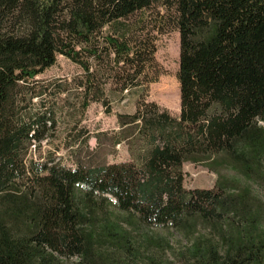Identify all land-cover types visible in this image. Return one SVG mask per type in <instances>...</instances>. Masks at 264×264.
I'll list each match as a JSON object with an SVG mask.
<instances>
[{"label":"trees","instance_id":"trees-1","mask_svg":"<svg viewBox=\"0 0 264 264\" xmlns=\"http://www.w3.org/2000/svg\"><path fill=\"white\" fill-rule=\"evenodd\" d=\"M210 20L215 29L207 40L199 31ZM173 31L180 38L178 117L145 100L162 73L159 37ZM93 36L98 43H91ZM82 42L94 58L110 56L111 82L121 97L141 89L136 111L119 115L137 128L146 146L138 161L72 170L59 161L30 159L35 142L42 146L57 125L56 107L48 108L46 98L61 85L55 89L37 79L56 63L57 53L84 65V108L97 100L98 78L80 59L83 47L76 50ZM259 129L264 0H0V196H14V204L28 209L26 198L50 199L30 239L0 243V264L32 262L33 246L60 255L79 250L71 210L77 197L111 195L114 207L148 228L182 227L211 212V190L184 186L185 162L237 157L239 145ZM262 243L240 252L262 251ZM204 253H198V264H254Z\"/></svg>","mask_w":264,"mask_h":264},{"label":"rangeland","instance_id":"rangeland-1","mask_svg":"<svg viewBox=\"0 0 264 264\" xmlns=\"http://www.w3.org/2000/svg\"><path fill=\"white\" fill-rule=\"evenodd\" d=\"M214 24L213 20L205 23L199 36L210 39ZM92 39L91 43H98L95 36ZM82 47L80 59L90 64V73L98 78L97 100L84 108V65L57 53L56 63L37 77L51 88L61 85L58 94L46 98L48 108L56 107L57 125L51 139L46 138L40 147H32L30 159L60 160L68 167L80 165L88 170L138 161L146 146L137 128L127 119L120 120L119 115L136 111L141 89L131 94L124 92L121 97L111 82L110 56L94 58L84 50L89 47L85 42L78 44L76 50ZM156 59L162 73L157 82L148 86L145 100L178 117L181 100L177 31L159 37ZM250 139L239 145L237 157H192L185 162L184 186L211 190L216 205L211 212L192 218L182 227L148 228L114 207L111 195L71 198L81 248L60 255L33 246L29 248L32 262L24 264H198V253L204 252L213 257H240L264 264V129L257 130ZM14 198L0 196L3 245L7 239H30L41 227L45 209L50 205L49 198H26L30 209L20 208L12 202ZM260 240L262 251L251 249V255L240 252V247Z\"/></svg>","mask_w":264,"mask_h":264},{"label":"flooded vegetation","instance_id":"flooded-vegetation-1","mask_svg":"<svg viewBox=\"0 0 264 264\" xmlns=\"http://www.w3.org/2000/svg\"><path fill=\"white\" fill-rule=\"evenodd\" d=\"M37 79H38V78H37ZM35 143H36L37 146L34 145V148H35V147H40V146L38 145L37 142H35ZM32 159H34V161H37V160H35V157H32ZM58 161L60 162V160H58ZM37 162L45 163V162H47V159L44 160V158H43V160H41V161H37ZM60 163H62V162H60ZM62 165H63V166H66V165H64L63 163H62ZM78 166H79V165H77V167H74V168H73V167H68V166H66V167L71 168L72 170H76V169L78 168Z\"/></svg>","mask_w":264,"mask_h":264}]
</instances>
